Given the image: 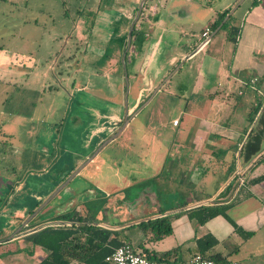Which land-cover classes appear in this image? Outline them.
I'll return each instance as SVG.
<instances>
[{
    "label": "crops",
    "instance_id": "0c3cea01",
    "mask_svg": "<svg viewBox=\"0 0 264 264\" xmlns=\"http://www.w3.org/2000/svg\"><path fill=\"white\" fill-rule=\"evenodd\" d=\"M256 1L99 0L91 23L84 19V10L72 22L65 14L64 19L68 22L65 30L73 33V42L67 48L64 67L74 69L73 74L65 68L61 73L66 72L67 80L73 78L74 81L70 86H62L66 104L61 117H56L58 120L54 119L57 110L51 109L53 118L48 126L56 131L55 139L49 141L51 146L37 149V155L42 153L43 157H37V162L26 166L19 179L6 181L11 182L14 192L7 200V204L11 203L9 209L1 213L4 218L0 240L6 239L18 227L20 217H26L35 209L66 175L86 163L97 147L121 127L126 109L130 119L117 137L104 144L72 180L79 197L71 217L81 220L61 218L52 221V216L69 209L60 203V197H53L40 216L30 219L14 238L0 243V264H8V258L38 264L46 257L47 249L27 239L34 232L35 226L28 228L31 223H39V229L47 225L74 227L86 224L111 231V237L126 241L137 252L147 251L154 255L170 250L146 247L147 239L143 235L144 239L138 238L142 234L139 229L124 233L128 227L141 228L142 222L149 221L145 215L131 223L132 208L129 206H123L128 208L127 216L112 211L102 213L98 218L87 214L88 199L102 203L104 198L98 191H114L115 184L109 189L113 180L109 179L110 165L118 166L116 177L124 187L136 184L139 190L142 183H138L144 174L150 178V184H158L160 172L164 173L166 184H179L183 206L165 213L170 218L179 210L188 211L201 205L225 206L224 214L198 223L196 249L187 258L180 259L173 249L166 264H185L200 248L204 254L207 251L244 264H264V179L253 181L264 175V0ZM226 10L223 19L228 18L214 33L222 22L213 29L215 20ZM132 25L134 33L125 56L130 50L132 52L128 60L124 58L127 60L125 67L118 70L116 59L106 57L105 47L112 41L120 43L123 57ZM206 28L209 29L207 36L214 34L200 46ZM56 34L57 31L46 36L48 50L57 46ZM196 47H199L197 51L173 71ZM9 64L10 60H0V71L8 70ZM184 64H187L186 70L175 89L170 90L168 102L172 105L162 108L175 113L169 130H162L165 129L163 111H159L158 120L153 112L148 121L136 122L146 104L143 100L152 94L160 80L170 72L173 75ZM17 67L24 69L22 65ZM48 68L52 71L50 65ZM125 74L128 77L127 97L133 101L131 105L128 98L125 103ZM90 78L108 82L94 86L86 82ZM253 79L254 83L251 82ZM45 90L42 86L41 93ZM52 90L50 86L49 95ZM176 119L177 124H173ZM27 120L30 129L36 127V121H43L33 116H28ZM112 144L117 147V154L102 156V150ZM142 145L148 146L150 153L149 162L144 160L140 168L139 148ZM98 161L106 166L99 186L94 184L93 172L86 170L88 165ZM239 173L246 178L243 186H238ZM16 193L20 195L15 196ZM13 197L15 201L12 202ZM218 220H225L231 226L232 243L226 254L215 250L220 237L213 222ZM247 232L252 234L245 237ZM113 246L106 243L108 250ZM70 264L84 263L72 260Z\"/></svg>",
    "mask_w": 264,
    "mask_h": 264
},
{
    "label": "rangeland",
    "instance_id": "374dc122",
    "mask_svg": "<svg viewBox=\"0 0 264 264\" xmlns=\"http://www.w3.org/2000/svg\"><path fill=\"white\" fill-rule=\"evenodd\" d=\"M98 4L99 0H0V60H10L8 70L0 71L1 176L16 181L25 173L26 166L37 162V157L39 159L43 157L42 153L37 155V149H41L42 146H51L49 141L55 139L53 136L56 134L55 129L48 126L49 120L53 118L51 109L57 110L54 119L58 120L56 117H61L60 115L63 113L66 104V100L64 101L65 92L62 86L65 87L66 84L70 86L72 81H74L73 78L67 80L66 76L68 74L66 72L61 73L64 72L62 69L65 68L73 74L72 69H74L64 67L67 48L73 42V33L65 30V25L68 22L64 17L67 14L70 21L72 19L77 20L80 12L84 10V19L91 23ZM56 31L57 46L48 50L45 38L49 33ZM120 48L121 44H115L113 41L105 47L106 57L112 56L116 59L115 68L118 70L123 68L121 60L123 52H121ZM131 52L132 50L125 56L127 60L130 58ZM127 60L124 61V64ZM19 65H22L24 69H19L17 67ZM49 65L52 67V71L48 68ZM186 67L187 64H184L182 68L170 77L168 82L165 81L163 83L164 85L159 91L148 95L143 100V104H146L142 108L136 122L148 121L149 115L153 112H156L158 120L159 111H163L165 129L162 128V130H169V125L175 113L171 114L169 109L165 111L162 108L165 105L169 108L171 107L172 103L168 102L171 94L170 90L175 89L176 83L186 70ZM45 70L47 73L44 72ZM86 82L94 84V86H102L108 80L90 78ZM42 86L46 87L44 93H41ZM50 86L53 87L52 95L48 93ZM128 102L129 105L133 103L130 98H128ZM28 116L41 118L44 122L36 121L34 124L36 127L30 129L28 128ZM28 130L34 132V134L31 136ZM41 140H44L45 143H38ZM139 149V154L142 158L139 163L141 168L144 160L146 163L149 162L148 156L150 152L148 146L145 145L140 146ZM117 152V147L112 144L106 146L102 150L101 155L105 157L108 154H117ZM102 166L104 165L98 161V163L90 164L86 168L87 171L93 172L95 175L94 184H98V186L99 184L102 185L101 174L106 169V166H104L105 168ZM109 167H111L108 170L110 173L109 179H113L110 181L109 189L115 184L113 190H116L115 193L114 191H109V193L113 194L114 197L116 194L123 195L126 187L116 177L118 166L110 165ZM145 175L147 174L141 175L140 178L142 179L138 184H142L137 194L131 199L133 206L129 205L132 208L131 223L138 217L145 215L159 217L183 206L182 188L179 184H166V177L163 172H160V182L153 185L149 182L150 178ZM118 188L121 189V192L118 191ZM94 203L101 205L98 200ZM108 206L119 216H127V206H120L116 201L115 204L108 203ZM144 207L146 208L145 211H143ZM191 212L192 210L177 211L171 217L172 219L170 218L172 224L171 233L157 241H152L155 232L150 226L139 228L133 225L128 227L124 233L134 232V228L135 230L139 229L142 234H139L138 238L139 240L144 239V237L147 239L146 247L159 250L175 249L178 257L185 259L196 249L195 243H197V240L195 237L199 234V231H196L199 223L198 217L191 214ZM213 225L216 226L220 237L218 244L215 245V250L225 254L229 253L230 249L228 246L230 242L232 243V236H230L231 226L225 220L213 222ZM205 253L208 254L207 251ZM8 260V264H26L25 262H15L12 258H8Z\"/></svg>",
    "mask_w": 264,
    "mask_h": 264
},
{
    "label": "trees",
    "instance_id": "16d2710c",
    "mask_svg": "<svg viewBox=\"0 0 264 264\" xmlns=\"http://www.w3.org/2000/svg\"><path fill=\"white\" fill-rule=\"evenodd\" d=\"M253 0V3H256ZM228 10L220 13L213 24L215 29L219 23L223 20ZM134 29H132V35ZM232 33V32H231ZM232 35V34H231ZM264 179V175L253 179L254 182H258ZM192 210L191 214L198 217L200 223H204L207 219L212 218L219 214L225 213V206H198ZM66 219L68 221L81 220L80 217H71L69 214L62 215L61 217H53L52 221L58 219ZM36 223H31L30 226ZM140 226H150L155 232L153 240L161 239L171 233L172 226L170 222V216H164L156 218L148 222H142ZM111 231L101 229L95 226L81 224L77 226H53L47 225L27 236V239L33 244L44 247L48 250V254L38 264H70L72 260L81 261L84 264H109L105 258L116 247L129 244L126 241H117L114 237H111ZM252 232L244 234L245 237H249ZM214 241V240H213ZM215 242V241H214ZM106 243H112L113 249H107ZM198 244L201 241L198 240ZM173 249L163 251L161 253H155L151 255L147 251L138 252L151 260L167 262L170 253ZM137 252V251H136ZM203 249H198L197 253L202 254L206 258L216 260L218 262L228 261L227 256L220 255L219 253L204 254ZM196 254V253H195Z\"/></svg>",
    "mask_w": 264,
    "mask_h": 264
},
{
    "label": "flooded vegetation",
    "instance_id": "af4514ba",
    "mask_svg": "<svg viewBox=\"0 0 264 264\" xmlns=\"http://www.w3.org/2000/svg\"><path fill=\"white\" fill-rule=\"evenodd\" d=\"M75 171V170H74ZM73 171V172H74ZM72 172V173H73ZM72 173H70L69 175H66L65 177H64V179L58 184V185H56V187L54 188V190L50 193V195L72 174ZM77 175V174H76ZM76 177H74L73 179H71L64 187H62L53 197H60L61 199H60V203L63 205V203H64V205H65V207H67V206H69V209H68V211H66V212H63V213H59V214H56V216L55 217H61L62 215H65V214H69V215H72V214H74V212H75V208H76V206H77V204H76V202H77V200L76 199H78L77 197H79L78 196V192H76L75 190H74V183H73V181H74V179H75ZM19 179V178H18ZM7 180H9V179H7V178H5V177H3V176H1L0 175V230H1V232L3 231L2 229H1V225H2V219L4 218V215H2L3 213H2V211H6V210H8L9 209V207H10V204L11 203H9V204H7V200H9V197H10V195L14 192L13 191V186L11 187V182L10 183H7L6 181ZM73 180V181H72ZM12 181V180H11ZM15 184H18V183H15ZM136 185V184H135ZM135 185H128V186H126V188L124 189V193H123V195H121V194H116L115 195V197L113 196V197H111V193H109V192H106V191H98V194H101L102 195V197L104 198L103 200H102V203H100L101 205H98V204H96V203H94L96 200L94 199V200H87V203H86V210H87V214L91 217V216H93L94 215V218H98L99 216L98 215H100V214H102V213H106V212H114V210H112L111 208H109V206H108V203H113V204H115V201H116V203H119L120 204V206H129L130 204H131V206H133L132 205V201H131V199H132V197H134L136 194H137V192H138V189H136V187H135ZM119 189V188H118ZM118 191H120L121 192V189H119ZM83 192H84V190L82 191V192H79V195L81 194H83ZM116 192V190H114V193ZM86 193V195L88 194L87 193V191L85 192ZM127 193V194H126ZM17 195H20V194H18V193H16V195L15 196H17ZM50 195H48V197L50 196ZM100 195V196H101ZM99 196V198H101ZM110 196V197H109ZM48 197H46L35 209H32V210H30L29 212H28V214L26 215V217H24V218H21L20 217V223L18 224V227L17 228H19L20 226H22L24 223H25V221H26V219L48 198ZM109 197V198H108ZM98 198V199H99ZM13 201H15L14 200V197L12 198V202ZM49 203H50V200L38 211V213L35 215L36 217L37 216H40V214L49 206ZM60 204V205H61ZM70 204V205H69ZM130 207V206H129ZM5 208V209H4ZM2 213V214H1ZM116 213V212H115ZM76 215V214H75ZM164 216H167V215H165V214H162V216H159V217H146V219H148L149 221H151V220H154V219H156V218H161V217H164ZM33 218V217H32ZM31 218V219H32ZM97 220V219H96ZM93 221V220H92ZM29 222V221H28ZM27 222V223H28ZM27 223L26 224H24V226L23 227H26L27 226ZM32 226H35V227H33L34 228V231H37V230H39V223H37V224H34V225H32ZM22 227V228H23ZM31 226L28 224V228H30ZM3 228V227H2ZM16 228V229H17ZM21 228V229H22ZM16 229H14L11 233H13ZM19 230L17 233H16V235L17 234H19L22 230ZM11 233H9V235L11 234Z\"/></svg>",
    "mask_w": 264,
    "mask_h": 264
},
{
    "label": "built area",
    "instance_id": "2783aa9c",
    "mask_svg": "<svg viewBox=\"0 0 264 264\" xmlns=\"http://www.w3.org/2000/svg\"><path fill=\"white\" fill-rule=\"evenodd\" d=\"M209 29L206 28L203 32V37H206ZM252 83L255 79L251 80ZM250 82V83H251ZM178 119L173 121V124H177ZM246 183L244 174H238V186H243ZM105 260L110 264H166L163 261L151 260L146 256L136 252L131 245L123 244L116 247L109 255L106 256ZM185 264H244L239 260H228L226 262H218L216 260L206 258L203 255L196 253L194 254Z\"/></svg>",
    "mask_w": 264,
    "mask_h": 264
},
{
    "label": "water",
    "instance_id": "95a60500",
    "mask_svg": "<svg viewBox=\"0 0 264 264\" xmlns=\"http://www.w3.org/2000/svg\"><path fill=\"white\" fill-rule=\"evenodd\" d=\"M144 1L141 2V5L138 9V14H137V18L139 17L140 15V12H141V9H142V3ZM233 10L230 11V13H232ZM228 18V16L225 17V19L222 20V22L220 23V25L216 28V30L214 31V33H216V31L218 29H220V27L224 24V22L226 21V19ZM132 27L133 25L131 26L130 30H129V33H128V37H127V41H126V49H125V52H124V55L122 57L123 59V65L125 67V64H124V58H125V55H126V52L128 51V48L130 46V43H131V36H132ZM213 33V34H214ZM212 34V35H213ZM207 36L205 37V39H203L202 41V44L200 46H202L204 43H206L207 41H209V39L211 38V36ZM199 46V47H200ZM199 47H196L195 49H193L190 53H188L187 55H185L178 63V65L173 69V71L175 69H177L186 59H188L192 54H194L197 49ZM172 75V73L170 72L154 89H153V92L152 94H154L162 85L165 81H167L170 76ZM125 79H126V91H125V103H126V98H127V94H128V77H127V74H125ZM129 119H130V116L127 115V109H126V114H125V118H124V122L123 124L121 125V127L111 136L109 137L106 141H104L99 147H97V149L92 153V155L85 161L86 163H88L92 158L93 156L100 150V148L106 144L107 142L113 140L115 137H117V135L123 130V128L126 126V124L129 122ZM86 163H83L82 165H80L79 167H77L75 169V171L26 219L25 223L26 224L32 217H34L38 211L49 201L53 198V196L62 188L64 187L80 170L82 167H84V165ZM24 224L22 226H20L18 229H16L13 233H11L6 239H1L0 240V243H3L5 242L6 240H10L12 238H14L16 236V233L24 226Z\"/></svg>",
    "mask_w": 264,
    "mask_h": 264
}]
</instances>
